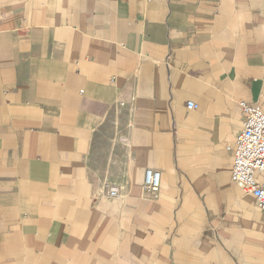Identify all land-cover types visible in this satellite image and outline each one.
I'll list each match as a JSON object with an SVG mask.
<instances>
[{"label": "crops", "instance_id": "0c3cea01", "mask_svg": "<svg viewBox=\"0 0 264 264\" xmlns=\"http://www.w3.org/2000/svg\"><path fill=\"white\" fill-rule=\"evenodd\" d=\"M241 101L264 0H0V264H264Z\"/></svg>", "mask_w": 264, "mask_h": 264}, {"label": "built area", "instance_id": "2783aa9c", "mask_svg": "<svg viewBox=\"0 0 264 264\" xmlns=\"http://www.w3.org/2000/svg\"><path fill=\"white\" fill-rule=\"evenodd\" d=\"M243 118L242 129L235 141L227 146L233 153L232 180L252 193L257 206L264 210V111L257 103H239ZM187 107L196 109L197 104L189 101ZM258 173L263 174L259 178ZM161 187V172L147 169L143 189L146 193L156 194ZM111 197H119L115 187L110 189Z\"/></svg>", "mask_w": 264, "mask_h": 264}]
</instances>
